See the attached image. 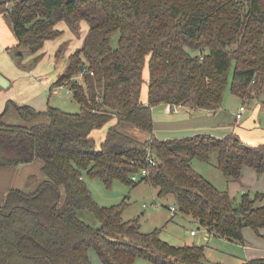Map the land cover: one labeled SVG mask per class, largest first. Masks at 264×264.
<instances>
[{
    "label": "trees",
    "instance_id": "obj_1",
    "mask_svg": "<svg viewBox=\"0 0 264 264\" xmlns=\"http://www.w3.org/2000/svg\"><path fill=\"white\" fill-rule=\"evenodd\" d=\"M18 39L17 49L35 55L84 22L82 46L69 55L52 84L67 86L80 110L8 102L0 114V167L40 160L44 179L34 190L12 188L0 205V264H206L201 245L173 246L159 231L141 232L138 218L124 220V202L105 207L93 199L83 176L106 186L113 180L145 181L176 211L206 230L243 242V228H264V195L231 197L195 171L193 158L211 163L226 182L244 168L264 176V142L252 145L235 133L159 140L152 110L159 104L217 111L232 70L231 92L248 99L264 90V0H0ZM119 32L117 46L111 45ZM60 48L57 51V56ZM83 65V71L80 66ZM14 107L19 122L7 113ZM44 119V120H42ZM111 122V123H110ZM126 124L150 134L139 140ZM106 133L101 141L97 133ZM149 146L156 162L149 165ZM146 168L139 182L133 174ZM63 193V197L61 195ZM79 210L99 222L81 220ZM242 264H264L252 259Z\"/></svg>",
    "mask_w": 264,
    "mask_h": 264
},
{
    "label": "crops",
    "instance_id": "obj_2",
    "mask_svg": "<svg viewBox=\"0 0 264 264\" xmlns=\"http://www.w3.org/2000/svg\"><path fill=\"white\" fill-rule=\"evenodd\" d=\"M9 7L10 4L0 6V114L5 110L7 103L10 101L17 105L29 104L38 111H44L45 108H36L41 105L38 99L40 98L44 103L45 97H47L45 103L47 106H49V98L45 95V92L47 91L51 95L57 93H53L52 91L54 88H52L53 81L48 84L51 77H39L37 82L41 84V86L33 82V79L35 78L34 75H36V70L41 68V65L46 61L51 62L56 68L62 65V68H60L59 72H57L58 77L67 66L68 56L73 51L79 49L82 46L88 27L86 25V28L82 29V23L80 31L76 35L68 29L64 22H59L56 25V28L62 32V35L54 39L46 40L41 50L37 53L40 56L39 60L35 61V55L30 54L22 48L16 50L18 39L14 33L12 20L5 12ZM65 41H67V43L70 42L68 48L62 51L61 55L57 56V51L60 48V45L64 44ZM159 105L164 106V111L159 113L160 115L157 117L159 118V122L156 121V113L152 110L154 135L159 138V140L185 138L196 134H205L217 138H222L230 133H235L240 136L242 134L241 131L237 129V127H241V125L246 122L243 121V117L245 116L247 109L243 113L242 118L237 120L235 115L238 109L232 112H227L225 115L224 111H220L221 108L214 112L204 109H193L189 108L188 106H176V111H174L173 106L170 107L166 104ZM263 107L264 106L262 105V108ZM248 115H250L249 119L256 118L254 117V114H251V112ZM6 117L10 122H19L14 107L9 108ZM156 126H159V132L157 131ZM245 130L249 137H257L261 140V142H264V125L262 127V131L259 133H254L253 130L247 128H245ZM105 133V127L98 133L97 131L95 132L96 135H99V141L103 139ZM214 162L215 158H212L211 163L207 164H210L219 170L215 166ZM21 166L25 165H20L17 167H0V205L6 192L17 187L16 184H19L18 188L21 186L22 189L25 190H34L44 179L41 170L40 176L36 178H34L30 173L26 174L25 176H20L19 168H23ZM38 166L40 168L41 163ZM207 180H210L211 183L217 187V185H215L213 182L214 180L212 181L208 178ZM226 183L230 185L228 192L231 197H236V195L239 193L242 194L249 191L256 192L258 191L256 190L258 188L264 191V176L258 175L250 168H244L240 181L229 180ZM247 183H251L250 188L247 187ZM254 184L255 186H253ZM205 231L206 232L203 236V239L209 240L210 236L214 233L206 229ZM246 232L247 227L243 228L242 234L244 239L242 243H239L243 250L240 252L239 257L235 258L236 261L230 262L231 264H242L252 259H264V228L259 230V235L253 231L252 233L254 236L252 234L248 236L249 232ZM195 234L196 233L191 235L195 236ZM235 243L238 242L235 241ZM177 246L183 245L181 244ZM205 263H212V261H210L206 255Z\"/></svg>",
    "mask_w": 264,
    "mask_h": 264
},
{
    "label": "rangeland",
    "instance_id": "obj_3",
    "mask_svg": "<svg viewBox=\"0 0 264 264\" xmlns=\"http://www.w3.org/2000/svg\"><path fill=\"white\" fill-rule=\"evenodd\" d=\"M10 4V3H8ZM11 6V4H10ZM83 23V24H82ZM82 29L86 28V24L82 22ZM56 27V26H55ZM81 27V25H80ZM59 30V29H58ZM78 34V32H77ZM76 34V35H77ZM62 35V32L59 36ZM80 36V35H79ZM119 36V32H114L111 38V45L115 48L117 46V38ZM70 42L67 43L65 41L64 44L60 45V53L68 48ZM59 50V49H58ZM74 52V51H73ZM58 55V56H59ZM69 58V56H68ZM62 65L58 68L54 67L51 62L46 61L41 65V68L36 70L35 78L33 82L39 84L37 80L44 77H51L48 84L51 81L55 82L57 79V72H59ZM231 80H232V70L229 73L228 85L223 94L221 110L224 111L225 115L227 112H232L238 109L242 104H245L247 109L245 116L243 117V121H246L241 127H237L238 130L241 131L239 136L240 140L247 142L249 144L255 145L261 142V140L257 137H249L245 132V128L253 130L254 133H259L262 131V127L264 125V90H262L261 96H254L253 89L249 88V97L248 99L243 100L239 97L235 96L231 92ZM41 86V84H39ZM38 85V86H39ZM49 89V87H48ZM45 95L49 98V105L53 107L60 108L66 112L76 113L79 112L80 106L78 102L72 98V96L68 93L67 86L63 85L62 87L57 88V94H50L49 92H45ZM46 99L43 101L39 98L38 101L41 103L37 109H42L47 107ZM253 109V110H252ZM164 111V106L157 105L153 108V112L156 113V121L159 122V118H157ZM254 114L255 119H249L250 115ZM173 114V113H172ZM255 123H254V122ZM156 122V123H157ZM126 133L132 135L134 138L143 140L150 136V134L144 130L135 128L129 124H126ZM157 131L159 132V126H156ZM240 128V129H239ZM153 130V135H154ZM155 136V135H154ZM156 137V136H155ZM157 138V137H156ZM159 139V138H158ZM40 160H34L30 164H23L25 166H21L23 168H19L20 176H25L26 174H32L34 178L40 176ZM191 165L193 169L201 175L211 179L217 188L219 189H227L230 187L229 184L226 183L225 178L222 176L221 172L214 168L212 165L203 162L197 158H193L191 161ZM41 167V166H40ZM34 174V175H33ZM203 176V177H204ZM206 178V179H207ZM83 180L88 187L93 199L99 206H113L124 202V210L122 212V218L124 220L138 218L140 224L141 232L148 233L154 230L159 231V237L173 245H202L204 246V252L207 258L212 261L211 264H231V261H236L235 258L239 257L240 252H242V247L239 243H235V241H231L226 239L225 237L218 236L216 234H212L209 240H204L203 236L205 234V229L199 226L198 223L192 220L189 217H183L177 211L174 213L171 211L170 207L174 206L173 198L168 197V199L160 198L156 194V189L152 188L147 182L136 181L134 184H128L126 182H122L120 180H113L109 186H106L100 179L96 177H88L86 175L83 176ZM210 181V180H209ZM30 182V181H29ZM28 182V184H29ZM211 182V181H210ZM258 184V183H257ZM251 183H247V187L250 188ZM18 188L19 184H16ZM255 186V184L253 185ZM20 188H22L20 186ZM259 192H262L264 195V191L258 188L256 189ZM254 192V191H249ZM241 193L236 195L238 199ZM63 197V193L61 198ZM145 205V206H143ZM175 207V206H174ZM78 217L88 223L93 227L99 226V222L96 218L88 211L79 210L77 213ZM195 231V236L190 234V231ZM188 231V232H187ZM248 236L253 235V230L247 228ZM246 236V235H245ZM254 236V235H253ZM244 237V236H243ZM90 260L92 264H101L100 260L96 256L93 250L89 252ZM134 264H153L152 262L137 258Z\"/></svg>",
    "mask_w": 264,
    "mask_h": 264
},
{
    "label": "built area",
    "instance_id": "obj_4",
    "mask_svg": "<svg viewBox=\"0 0 264 264\" xmlns=\"http://www.w3.org/2000/svg\"><path fill=\"white\" fill-rule=\"evenodd\" d=\"M52 91H53V93H57V87L53 88ZM175 108H176V106H173L174 111H176ZM245 111H246L245 104H242V105L238 108V110H237V112H236V115H235L236 119H237V120L241 119V118H242V115H243V113H244ZM146 152H147V153H146V161H147V163H148L149 165H154L155 162H156V160H155L154 156L152 155V150H151V148H150L149 146H147V150H146ZM146 175H148V170H147L146 168H142V169H140L139 172H137V173H135V174L132 175L131 180H132L133 182L140 181V180L143 179ZM143 206H145V205H143ZM170 209H171V211H172L173 213H174V211H176V208H175L174 206L170 207ZM190 233H191V234H194L195 231L192 230V231H190Z\"/></svg>",
    "mask_w": 264,
    "mask_h": 264
},
{
    "label": "water",
    "instance_id": "obj_5",
    "mask_svg": "<svg viewBox=\"0 0 264 264\" xmlns=\"http://www.w3.org/2000/svg\"><path fill=\"white\" fill-rule=\"evenodd\" d=\"M83 69H84V67H83V65H81V66H80V70L83 71Z\"/></svg>",
    "mask_w": 264,
    "mask_h": 264
}]
</instances>
